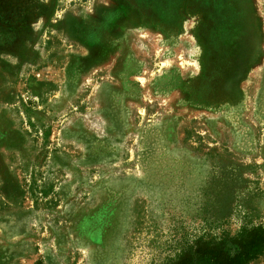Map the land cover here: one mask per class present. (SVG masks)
Wrapping results in <instances>:
<instances>
[{
	"label": "rangeland",
	"instance_id": "1",
	"mask_svg": "<svg viewBox=\"0 0 264 264\" xmlns=\"http://www.w3.org/2000/svg\"><path fill=\"white\" fill-rule=\"evenodd\" d=\"M255 228L264 0H0V264H173Z\"/></svg>",
	"mask_w": 264,
	"mask_h": 264
},
{
	"label": "trees",
	"instance_id": "2",
	"mask_svg": "<svg viewBox=\"0 0 264 264\" xmlns=\"http://www.w3.org/2000/svg\"><path fill=\"white\" fill-rule=\"evenodd\" d=\"M238 252L229 254L221 245L198 243L173 264H250L264 254V228L244 230L235 241Z\"/></svg>",
	"mask_w": 264,
	"mask_h": 264
},
{
	"label": "flooded vegetation",
	"instance_id": "3",
	"mask_svg": "<svg viewBox=\"0 0 264 264\" xmlns=\"http://www.w3.org/2000/svg\"><path fill=\"white\" fill-rule=\"evenodd\" d=\"M218 28V27H217ZM222 37H220V34H219V29H217V31H216V43L218 44L219 43V41H220V39H221ZM243 40H244V35H243ZM242 40V41H243ZM230 55L232 56V59H233V64L234 65H237V64H239V58H236L234 55V53H236V51L234 50V47L232 48V49H230Z\"/></svg>",
	"mask_w": 264,
	"mask_h": 264
}]
</instances>
